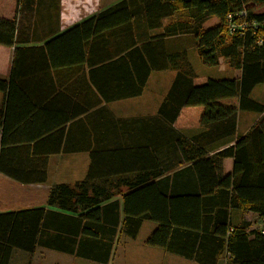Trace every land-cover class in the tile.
<instances>
[{
  "label": "trees",
  "instance_id": "1",
  "mask_svg": "<svg viewBox=\"0 0 264 264\" xmlns=\"http://www.w3.org/2000/svg\"><path fill=\"white\" fill-rule=\"evenodd\" d=\"M36 3L0 0V45L14 48L9 80L0 79V91L22 86V79L49 67L95 66L142 54L148 71L178 72L158 116L203 128L205 143L231 139L239 112L264 113V104L251 97L255 86L264 85V12L255 10L264 7V0H120L60 33H49L42 45L28 46L37 34L32 30ZM241 11L248 26L242 34H230L227 17L241 23L243 17L235 15ZM212 18L218 22L207 28ZM189 50L207 66L223 59L238 76L196 75L187 63ZM177 145L185 147L184 157L173 160L168 171L177 174L187 165L183 169L193 173L197 188L165 192L163 182L172 177L159 168L163 159L135 156L132 148L93 151L82 180L53 185L47 196L46 208L68 214L73 225L70 232L63 225L61 231L70 237H44L46 208L0 213V264H8L13 249L33 253L37 246L107 264L116 234L135 237L143 219L157 223L145 242L150 247L198 264L220 259L264 264V117L211 156L186 139ZM225 159H232L228 173L221 167ZM232 210L255 214L257 228L232 224ZM182 236L183 248L177 241Z\"/></svg>",
  "mask_w": 264,
  "mask_h": 264
},
{
  "label": "crops",
  "instance_id": "2",
  "mask_svg": "<svg viewBox=\"0 0 264 264\" xmlns=\"http://www.w3.org/2000/svg\"><path fill=\"white\" fill-rule=\"evenodd\" d=\"M118 1L104 0L100 9L67 20L68 8L64 7L62 0H37L36 17L32 22V30L37 34L33 38L35 41L28 46H40L41 38L49 33H60ZM76 10L73 9L75 13ZM257 12H264V7ZM167 20L162 21L163 26ZM13 49L0 45V79L5 81L9 80ZM120 56L123 57L116 62L111 60L95 66L84 62L81 65L49 67L42 73L22 79V86L0 91V213L46 208L47 196L53 185H73L82 180L88 171L91 153L110 148L118 152L132 148L129 150L135 156L163 159L164 166L159 168L165 170V176L172 177L164 180V191H192L197 184L193 173L183 169L187 165L181 166L182 170L177 174L168 171L173 160L184 157L186 149L178 146V142L186 139L196 147H203L211 156L233 145L260 116L264 117V113L239 112L235 135L231 139H213L205 143L201 138L205 131L203 128L187 125L179 118L173 121L158 116L178 72L173 69L148 71L147 60L142 54ZM125 62L130 66L129 70ZM231 73L232 77L239 74L234 70ZM257 86L251 97L264 104V97L261 101L256 96L257 92L264 93V85ZM240 114L246 115L242 123ZM221 167L224 173L230 172L232 159L223 160ZM10 174L21 179H14ZM42 176H45L44 182L40 181ZM46 209L48 229H44V237H70L65 234L70 232L68 214L53 208ZM231 222L246 225L248 231L258 226L256 216L251 212L232 210ZM62 225L67 230L65 233L61 231ZM156 226V222L143 219L135 237L128 238L118 232L107 264H125L129 250L134 252V264H157L151 258L158 255L164 260L174 259L176 264H198L177 252L146 245L147 237ZM142 232L144 236L140 237ZM177 241L182 244L185 236ZM128 243L132 249L124 248ZM184 245L186 243L179 246L183 248ZM8 264L101 263L37 246L33 253L13 249ZM216 264H225V260H217Z\"/></svg>",
  "mask_w": 264,
  "mask_h": 264
},
{
  "label": "rangeland",
  "instance_id": "3",
  "mask_svg": "<svg viewBox=\"0 0 264 264\" xmlns=\"http://www.w3.org/2000/svg\"><path fill=\"white\" fill-rule=\"evenodd\" d=\"M62 2H64V7L68 8L67 10H68L69 16H67V18H68L67 20H72L73 17H76L77 15H83L87 12H90L93 9H96V10L100 9V7L104 3V0H62ZM70 8H72V10ZM260 8L261 7L256 8L255 10L258 11V10H260ZM73 9H77L76 13L73 11ZM1 10H3V9H1ZM217 22L218 21L216 18H212L210 21H208L205 24V26L208 28V27H211L213 25H216ZM187 63L190 65L192 71L196 75L206 76V77L213 78V79L232 78L231 72H233V70H231L230 68L227 67L226 62L223 59L220 60V63L216 67L207 66V65L202 63V61L197 57V55L194 51L189 50L188 51V57H187ZM229 69L231 70L230 73H229ZM234 72H236V71H234ZM256 96L259 97L260 100L262 101V97H264V93L257 92ZM245 116H246L245 114H240L239 121L241 123L243 120H245L244 119ZM262 116H264V115H262ZM260 118H261V116H260ZM193 129H195V128H192V129L190 128V130H193ZM143 236H144V234L142 232L140 237H143ZM124 248L125 249H132L133 247H132V245H130L128 243V245H126V247H124ZM129 251H130V254L125 255V259H126L125 264H134V263H132L133 256H135L134 252L131 250H129ZM125 252H126V250H125ZM151 259H155L157 264H176L174 259H167L166 258L164 260L163 258L161 259L160 255L153 256ZM116 264H118V262Z\"/></svg>",
  "mask_w": 264,
  "mask_h": 264
},
{
  "label": "built area",
  "instance_id": "4",
  "mask_svg": "<svg viewBox=\"0 0 264 264\" xmlns=\"http://www.w3.org/2000/svg\"><path fill=\"white\" fill-rule=\"evenodd\" d=\"M235 15L238 16V17H243V21L241 23H236V22L233 21L232 15L229 14L228 17H227V20H228V23H229V32H230V34H233L234 32L239 31V32H241L239 34H242V32L248 26V24L246 22V17H245V15H246L245 11H241L239 13H236ZM253 25H254L253 26L254 28L258 27L257 24H253ZM261 25L264 26V22H262ZM262 234H264V231H262Z\"/></svg>",
  "mask_w": 264,
  "mask_h": 264
}]
</instances>
